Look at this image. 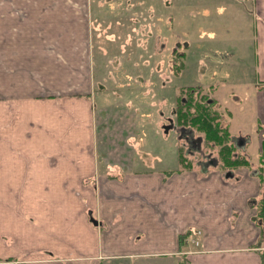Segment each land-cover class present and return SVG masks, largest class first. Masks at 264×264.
Returning <instances> with one entry per match:
<instances>
[{
	"label": "crops",
	"instance_id": "0c3cea01",
	"mask_svg": "<svg viewBox=\"0 0 264 264\" xmlns=\"http://www.w3.org/2000/svg\"><path fill=\"white\" fill-rule=\"evenodd\" d=\"M251 2L250 71L264 128V0ZM102 4L0 0V263L264 264L253 219L263 185L251 169L224 179L215 168L204 175L199 164L178 165L176 156L174 164L143 158L144 132L139 136L119 100L118 140L110 138V123L109 139L102 133L109 92L97 88L85 35L88 22L105 14ZM52 20L82 29L50 39L42 22ZM71 35L69 47L64 36ZM155 128L168 139L162 124ZM235 130L247 138L243 154L256 168L264 130L255 147Z\"/></svg>",
	"mask_w": 264,
	"mask_h": 264
},
{
	"label": "rangeland",
	"instance_id": "374dc122",
	"mask_svg": "<svg viewBox=\"0 0 264 264\" xmlns=\"http://www.w3.org/2000/svg\"><path fill=\"white\" fill-rule=\"evenodd\" d=\"M101 3L97 7L105 14L94 15L97 19L88 22L90 32L84 34L89 36L87 40L92 46L94 75L102 84L97 88L109 92L106 94L110 99L107 98L109 115L101 116L104 124L108 121L102 129V133H108V139L109 126L112 130L116 128L110 134L114 142L120 135L115 125L124 118L117 115L118 106H113L119 100L124 102L125 118L137 121L139 136L144 132L140 146L147 148L142 152L143 158L161 162L166 159L174 164L176 156L178 165V159L184 156L188 163L196 158L217 159V148L200 143L199 133L191 134L194 143L191 145L180 128L177 133L174 128L169 129L168 139L156 136L158 123L162 127L175 126L174 108L179 106L178 97L183 90L199 88L214 100L213 107L221 112L223 124L229 122L232 131L245 133L251 147L257 145V133L264 128L260 127L263 117L256 106L255 77L250 71L257 20L251 0H101ZM241 9L248 14L241 13ZM42 23L50 39L65 28L82 29L73 21ZM87 28L84 25V31ZM64 39L66 46L74 45L72 35ZM54 41L56 38L49 42ZM149 141L153 142L152 147ZM165 141L162 157L158 148ZM261 166L263 172V163L256 169L261 171ZM263 193L264 186L260 194ZM260 231L261 240L264 225Z\"/></svg>",
	"mask_w": 264,
	"mask_h": 264
},
{
	"label": "trees",
	"instance_id": "16d2710c",
	"mask_svg": "<svg viewBox=\"0 0 264 264\" xmlns=\"http://www.w3.org/2000/svg\"><path fill=\"white\" fill-rule=\"evenodd\" d=\"M212 106V103L203 96L198 100L190 99L179 108L177 123L194 128L199 134L204 135V140L208 145L212 144L217 147L219 166L222 170L249 167L250 164L244 157L235 156L236 143L228 133L229 131L222 127L220 116L212 109ZM181 162L184 160L181 159ZM260 172H262V166ZM255 202H257L256 205L254 204L257 209L255 219H262L264 217V197L260 200L255 199Z\"/></svg>",
	"mask_w": 264,
	"mask_h": 264
},
{
	"label": "flooded vegetation",
	"instance_id": "af4514ba",
	"mask_svg": "<svg viewBox=\"0 0 264 264\" xmlns=\"http://www.w3.org/2000/svg\"><path fill=\"white\" fill-rule=\"evenodd\" d=\"M199 94H201V95H199ZM197 95H198V98L199 99H201L202 98V96L203 97H205L206 99H208V101L209 102H211L212 103V105L214 104V100L213 99H210V97L208 96V95H206V94H203L202 93V90L201 89H197V91H196V88H191V89H189V90H183V92H182V95H181V97H178L179 98V100H178V102L177 103H179L178 105V107L176 106V108L174 109V116L176 117V120H175V126L173 127L172 125H170L169 127H167V126H164L163 127V130H164V132H165V134H167V132H169V129H173L174 128V131H176V133H177V130L179 129V130H181V132L184 134L183 136H185V139L187 140V142L191 145V144H194L192 141H191V139H192V133L193 132H196V133H199V132H197L194 128H191V127H186V126H181L179 123H177L178 121H177V116H178V113H179V108L181 107V106H183V105H185L190 99H195V100H198V98H197ZM185 100V101H184ZM213 107V106H212ZM215 112H217V114H219V116H220V123H221V125H222V127L223 128H225V129H227L229 132L228 133H230L231 134V136H232V138H233V140L235 141V143H236V146H237V151H236V155L235 156H237V157H239V158H241V157H244L248 162H249V167H247V168H249V169H251V172H252V175L253 176H256V177H258L259 179H260V181H261V184L264 186V169H263V172H260V171H258L256 168H254L252 165H251V162H250V160H249V158H248V156L246 155V154H243V150H244V148H245V144L247 143V138H244V137H240V136H238V133H235V132H233L232 130H231V126H230V123H226V125L225 124H223L222 123V119H221V116H222V114H221V112H219L217 109H214V107L212 108ZM227 113H229L228 111H226ZM231 114V113H230ZM230 118H233V116L232 115H230ZM230 120V119H229ZM228 120V121H229ZM200 135H202L201 136V138L199 139V141H200V143L201 142H204V143H206V141L204 140V135L203 134H200ZM178 137V136H177ZM236 138H239V139H236ZM249 139V138H248ZM178 142H179V137H178ZM207 144V143H206ZM208 145V144H207ZM212 145V144H211ZM199 146H200V144H199ZM209 146V145H208ZM179 153L182 151L181 149V147H180V144H179ZM217 148V147H216ZM262 151H261V153H260V156H258L259 157V162L260 163H263L264 164V140L262 141ZM200 152V151H199ZM180 155V154H179ZM182 155V154H181ZM239 155V156H238ZM185 158H182V160H185V162H188L187 160H186V157L187 156H184ZM191 157V156H190ZM217 159H210L209 158V160H206V161H202V160H198L197 158L196 159H193L194 161H193V163L194 164H199V166H201V168H202V170H201V173L202 174H204V175H208L209 174V172L207 171L208 170V168L210 169V168H215L216 169V171H219L220 172V174L224 177V179H234L235 178V172H237V170L238 169H240V168H238V169H233V170H231V169H227V170H222L221 168H220V166H219V160H218V156L216 157ZM178 160H181L180 158L178 159ZM259 163V164H260ZM207 168V169H206ZM242 168V167H241ZM255 172V173H254ZM262 177V178H261ZM262 186V187H263ZM264 194V193H263ZM256 215H257V213L255 214V216H254V221L257 223V225L259 226V228H261L263 225H264V217H262V219L260 218V219H255V217H256ZM197 235L198 236H201L202 235V232H200V235L197 233ZM198 242V243H197ZM201 243H200V241H196L195 243H194V245H197V246H199Z\"/></svg>",
	"mask_w": 264,
	"mask_h": 264
},
{
	"label": "built area",
	"instance_id": "2783aa9c",
	"mask_svg": "<svg viewBox=\"0 0 264 264\" xmlns=\"http://www.w3.org/2000/svg\"><path fill=\"white\" fill-rule=\"evenodd\" d=\"M198 234L200 235V232H198ZM5 264H21V262H8V263L6 262Z\"/></svg>",
	"mask_w": 264,
	"mask_h": 264
}]
</instances>
